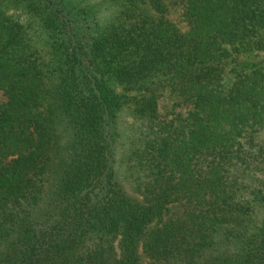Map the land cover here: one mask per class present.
Wrapping results in <instances>:
<instances>
[{
  "label": "trees",
  "instance_id": "1",
  "mask_svg": "<svg viewBox=\"0 0 264 264\" xmlns=\"http://www.w3.org/2000/svg\"><path fill=\"white\" fill-rule=\"evenodd\" d=\"M261 55L264 0H0V264H264Z\"/></svg>",
  "mask_w": 264,
  "mask_h": 264
},
{
  "label": "rangeland",
  "instance_id": "2",
  "mask_svg": "<svg viewBox=\"0 0 264 264\" xmlns=\"http://www.w3.org/2000/svg\"><path fill=\"white\" fill-rule=\"evenodd\" d=\"M100 17L101 19L105 20L107 19V17L101 12L100 14ZM172 21L176 22V23H179L180 20H181V16L179 14L178 11H174L172 12V16L170 18ZM261 56H264V55H261ZM161 102L164 103L165 105H167L169 108L172 107V101L168 98L167 94H164V98L161 99ZM178 111H183V113L185 112L184 110H181V108H177V109H173V113H178ZM126 123H128V125H125L124 128L127 129V133H129V135L131 134V130H134L135 127L137 126V123L136 122H131V118L126 116L125 119Z\"/></svg>",
  "mask_w": 264,
  "mask_h": 264
}]
</instances>
